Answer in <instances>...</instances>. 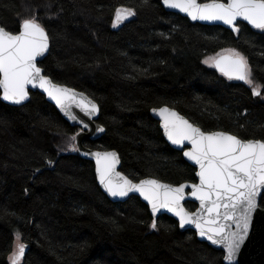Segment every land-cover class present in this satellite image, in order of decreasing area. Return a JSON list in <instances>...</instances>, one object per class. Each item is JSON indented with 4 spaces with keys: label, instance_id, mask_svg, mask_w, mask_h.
I'll return each instance as SVG.
<instances>
[{
    "label": "trees",
    "instance_id": "16d2710c",
    "mask_svg": "<svg viewBox=\"0 0 264 264\" xmlns=\"http://www.w3.org/2000/svg\"><path fill=\"white\" fill-rule=\"evenodd\" d=\"M121 7L136 14L114 26ZM32 17L51 42L39 63L45 76L100 107L105 134L85 146L116 150L131 180L197 181L196 169L164 139L153 108L173 107L206 132L264 140V30L192 24L161 0H0L6 30L17 33ZM226 49L246 57L260 96L204 63ZM30 94L16 107L0 91V264H9L18 243L26 246L20 264H224L222 251L181 231L172 217L161 216L152 229L139 197L112 202L94 162L72 150L79 128L44 95Z\"/></svg>",
    "mask_w": 264,
    "mask_h": 264
},
{
    "label": "snow or ice",
    "instance_id": "6c2138e0",
    "mask_svg": "<svg viewBox=\"0 0 264 264\" xmlns=\"http://www.w3.org/2000/svg\"><path fill=\"white\" fill-rule=\"evenodd\" d=\"M163 4L186 13L193 21H219L237 33L241 30L238 21H246L253 28L264 30V0H207L204 3L199 0H163ZM135 14L131 8L117 9L114 26ZM21 28L13 33L0 26V90L3 100L21 104L28 99L29 86H32L43 89L66 114H70L73 103L88 116L97 113L98 105L83 94L54 84L42 74L37 58L48 51L49 36L38 20L35 17L22 19ZM226 51L230 55L209 57L204 63L218 69L229 80L245 81L252 86L253 94L260 96V87L254 83L246 57L235 49ZM153 111L163 118L165 135L173 145L184 146L185 142L190 145L183 155L199 166L196 173L199 183L173 186L156 179L134 183L116 171L117 153L97 152L96 171L100 184L112 197L139 193L149 202L153 214L161 209L174 213L179 218L180 227L194 225L200 237L222 246L226 264H237L253 215L264 202V140L242 139L224 131H203L168 107ZM71 118L76 119L74 115ZM72 150L79 151L75 144ZM186 188H190V195L200 202L195 213L183 205ZM151 228H157L155 220ZM20 239L18 234L17 240ZM25 248L24 243L17 244L12 264H20Z\"/></svg>",
    "mask_w": 264,
    "mask_h": 264
},
{
    "label": "water",
    "instance_id": "95a60500",
    "mask_svg": "<svg viewBox=\"0 0 264 264\" xmlns=\"http://www.w3.org/2000/svg\"><path fill=\"white\" fill-rule=\"evenodd\" d=\"M161 1H162V4H163V0H161ZM164 7L166 8L167 11L172 12V13H175V14H178V15H180V16L188 19L192 24H200V25H204V26H220V27H223V28H225L227 30L232 31L235 34L237 33L235 31H233L228 25H224L222 22H219V21H217V22H210V21H200V20L193 21L190 17L187 16L186 13H182V12H180L177 9H170V8H167L166 6H164ZM237 23L238 24L239 23H244V24H247L248 26H250L251 28H253L246 21H238ZM253 29H255V28H253ZM20 30H22V28ZM255 30H259V29H255ZM50 43L51 42H50V38H49V49H48V51L42 57H38L37 58V64H38V66H39V63L42 62L48 56V54L50 52V47H51V44ZM225 55H230V53H224V54H221L219 56H225ZM215 70L218 73H220L221 75H223L218 69L215 68ZM42 74L44 75V70H43ZM224 77L226 79H228L226 76H224ZM48 78H50V77H48ZM232 80L233 81H236V82H240V83H246L245 81H240V80H235V79H232ZM52 82L54 84H57L53 80H52ZM57 85H60V86H63V87H67L68 89L75 90L76 93L83 94V97H85L87 100L92 101L95 104H97L94 100H92L87 94H85L83 92H80V91H78V90H76L74 88H71L69 86H66V85H61V84H57ZM0 91H1V100H2V102H4L5 104H8L10 106H16V107H21V106H24L25 104H27L30 101V98H31V94L30 93L31 92H39L42 95H44L45 98H46V100L50 104H52L58 110V112L61 114V116L66 121H68L71 126L79 128V132L75 136V145H76V148L79 149L78 154L83 159L90 160V161L94 162V164H95V173H96L98 185H99L100 189L103 191V193L112 202H114V203H124V202L128 201L132 196H137V197H139L141 199L142 202H144L148 206V208L150 210V214H151L153 220H155L156 223H157L158 219L161 216H165L166 215V216H169V217L174 218L178 222V224H179V218L177 216H175L174 213H172V212H170V211H168L166 209H161L156 214H153L151 212V205L149 204L148 201L144 200V198L139 193L132 192V193H129V195L127 197H112L104 189L103 185L100 184L99 177H98V173L96 171L97 165H96L95 153H97V152H100V153H104V152H115V153H117V155L119 157V163L116 166V171L119 172V173H121L122 175H125V174L121 171L122 160H121L120 154L116 150H110V151L93 150V149L88 148V147L85 146V141H87V140H92V141L98 140L99 138H101L105 134V130L106 129L103 126H101L100 124H98V119H99V115H100V107H99L98 104L97 105L99 107V111L97 113H95L94 115H91V116L86 115L83 111H81L80 108L76 107L74 103L71 105L70 114H66L60 108V106H58L56 104V102L47 95V93L43 89L33 88L32 86H29V97H28L27 100H25L21 104H14V103H12L10 101L3 100L2 90H0ZM161 107H168V108L176 111L182 117H184L190 123H192L186 116H184L183 114H181L177 109H175L173 107H170V106H167V105H164V106H161ZM161 107L153 108V109H159ZM153 109L150 111V114H151V116L156 121H158V123L160 125V129H161V131L163 133V137L166 140V142L173 149H175L177 151H180L182 153L184 151L188 150V148H190V145L187 142H185V145L184 146H177V145H173L171 143V141H169L167 139V136L165 135L164 128H163V118L161 116H159V114L157 112H154ZM73 115L76 117V119H72L71 118V116H73ZM81 121H83V123H81ZM85 124L87 125L86 128L84 127ZM100 128H103L104 131H98V129H100ZM183 157H184V159L192 167H194L196 169V173H197L199 171V166L198 165H195L194 162L189 161L187 159V157H185L184 155H183ZM196 177H197V181L196 182H193V183H199V178H198L197 175H196ZM145 179H156V178L147 177V178H144V179H141V180H145ZM156 180H158L159 182L164 183V184H171V183H168V182H163V181H161L159 179H156ZM140 181H138V182L133 181V182L134 183H139ZM185 183H187L189 185L192 184L191 182H185ZM171 185H173V186H179V185H175V184H171ZM190 192H191V189L190 188H186L185 189V199L183 201V205L187 209V207H186V203L187 202H192V203L196 204L197 205V208L194 211H190L189 209H187L189 212L195 213L200 208V202L195 197H192L190 195ZM179 227H180V225H179ZM180 230L181 231L191 230V231L195 232L196 235H197L198 240L207 243L209 246H211L215 250L222 251L224 253V255H225V252H224L222 246H220V245H213L206 238L200 237L199 234H198V230L195 228L194 225H185L183 228L180 227ZM223 261H224V264H226V262H225L224 259H223ZM237 264H264V209H262L261 206L257 209V212L254 213V215H253V220H252V223H251V227L249 229V235H248L247 239L245 240L244 244L241 247V250H240V253H239V256H238V259H237Z\"/></svg>",
    "mask_w": 264,
    "mask_h": 264
},
{
    "label": "rangeland",
    "instance_id": "374dc122",
    "mask_svg": "<svg viewBox=\"0 0 264 264\" xmlns=\"http://www.w3.org/2000/svg\"><path fill=\"white\" fill-rule=\"evenodd\" d=\"M226 50H229V49H226ZM226 50H223V51H221V52H219V53H217V54H211V55H209V56H207L206 58H205V60L206 59H208L209 57H218L220 54H222V53H229L228 51H226ZM237 51V50H236ZM204 60V61H205ZM206 64V63H205ZM206 65H208V66H210V64H206ZM210 67H212V66H210ZM263 98V100H264V96L262 97Z\"/></svg>",
    "mask_w": 264,
    "mask_h": 264
},
{
    "label": "flooded vegetation",
    "instance_id": "af4514ba",
    "mask_svg": "<svg viewBox=\"0 0 264 264\" xmlns=\"http://www.w3.org/2000/svg\"><path fill=\"white\" fill-rule=\"evenodd\" d=\"M16 248H17V246H14V248H13V250L11 251V253L9 254V256H8V263L9 264H12V256H13V253L16 251ZM23 261V260H22ZM20 263H21V261H20Z\"/></svg>",
    "mask_w": 264,
    "mask_h": 264
},
{
    "label": "bare ground",
    "instance_id": "6f19581e",
    "mask_svg": "<svg viewBox=\"0 0 264 264\" xmlns=\"http://www.w3.org/2000/svg\"><path fill=\"white\" fill-rule=\"evenodd\" d=\"M163 5V4H162ZM163 7H164V5H163ZM165 8V7H164ZM166 9V8H165Z\"/></svg>",
    "mask_w": 264,
    "mask_h": 264
}]
</instances>
